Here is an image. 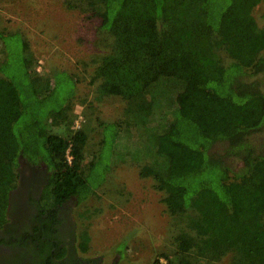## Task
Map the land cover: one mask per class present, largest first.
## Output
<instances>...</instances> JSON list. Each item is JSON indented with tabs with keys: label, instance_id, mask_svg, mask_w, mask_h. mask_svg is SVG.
I'll return each instance as SVG.
<instances>
[{
	"label": "trees",
	"instance_id": "16d2710c",
	"mask_svg": "<svg viewBox=\"0 0 264 264\" xmlns=\"http://www.w3.org/2000/svg\"><path fill=\"white\" fill-rule=\"evenodd\" d=\"M262 1H69V8L85 6L98 17L97 28L106 35V52L92 61L96 98L117 95L126 101L123 121L106 123L102 144L92 152L90 123L74 125L78 75L42 74L28 39L14 53L2 31L0 223L21 156L52 169L32 226L6 243L49 262L63 259L67 249L48 238L51 227L63 221L56 219L61 205L95 194L104 182L111 170L106 172V163L100 182L91 177L111 141L120 149L112 152L115 162L133 152L144 162L177 225L173 250L160 252L153 264H214L227 255L231 264H264V144L256 138L264 133V25L255 15ZM61 88L72 90L65 99ZM205 91L219 102L226 99L227 107L208 110ZM64 123L67 134L53 131ZM122 132L129 145L118 143ZM218 143L224 144L222 153L213 150ZM227 157L240 158L243 166L233 168ZM79 239L87 251L86 228Z\"/></svg>",
	"mask_w": 264,
	"mask_h": 264
},
{
	"label": "rangeland",
	"instance_id": "374dc122",
	"mask_svg": "<svg viewBox=\"0 0 264 264\" xmlns=\"http://www.w3.org/2000/svg\"><path fill=\"white\" fill-rule=\"evenodd\" d=\"M69 1L0 0V34L7 30L2 33L5 34L4 42L14 53L22 51L26 37L36 58V69L42 74L52 76L64 71L78 75L80 80L72 100L76 115L74 125L78 128L83 121L90 123L92 130L87 149L92 152L102 144L105 124L123 121L126 101L117 95H107L101 100L96 98L97 84L90 82L96 67L92 61L106 52V35L97 28L98 17L84 11L85 6L69 8ZM255 15L264 25V0L256 7ZM1 37L0 62L5 57ZM70 89L61 88V98L65 99L72 91ZM201 95L209 105L207 108L210 107L208 110L213 106L227 107L226 99L219 102L207 91ZM180 101L177 100L176 106ZM203 117H207V113ZM53 131L69 132L66 123L53 126ZM122 133L118 143L129 145L130 137L126 132ZM256 138L259 144H264V133L257 134ZM224 148V144L218 143L213 150L222 153ZM117 150H120L119 146L107 142L91 177L96 183L107 175L106 179L95 188V194L67 202L63 220L75 233L74 245L82 257L102 258V264H153L160 252L173 250L172 236L178 228L162 202L163 192L155 189L153 178L146 174L144 162L136 161L135 152V155L129 153L128 159L115 162L117 157L111 156H116L112 152H119ZM226 159L235 169L243 166L240 158ZM105 163L109 165L106 172L111 169L107 174ZM84 228L91 236L87 251L79 248V237ZM231 259L227 255L214 264H231Z\"/></svg>",
	"mask_w": 264,
	"mask_h": 264
},
{
	"label": "flooded vegetation",
	"instance_id": "af4514ba",
	"mask_svg": "<svg viewBox=\"0 0 264 264\" xmlns=\"http://www.w3.org/2000/svg\"><path fill=\"white\" fill-rule=\"evenodd\" d=\"M18 171L17 185L9 192L5 217L0 223V264H102V258H85L79 255L74 243L72 244L73 234L64 220L53 224L51 229L54 232H50L52 235L48 236L53 243L61 242L60 247L67 249L63 259L54 257V260L49 262L47 259H40L37 255L25 253L23 246L12 248L6 243L12 235H21L26 227L32 226L31 219L40 213L41 196L49 182L52 169L44 161L34 164L21 156ZM71 200L61 205L62 208L59 209L56 219L66 218L65 213L68 208L66 203ZM55 248L52 245L51 252L55 253Z\"/></svg>",
	"mask_w": 264,
	"mask_h": 264
},
{
	"label": "built area",
	"instance_id": "2783aa9c",
	"mask_svg": "<svg viewBox=\"0 0 264 264\" xmlns=\"http://www.w3.org/2000/svg\"><path fill=\"white\" fill-rule=\"evenodd\" d=\"M39 70V69H38ZM68 159H69V161L71 162V160H72V156L69 154V150H68Z\"/></svg>",
	"mask_w": 264,
	"mask_h": 264
}]
</instances>
